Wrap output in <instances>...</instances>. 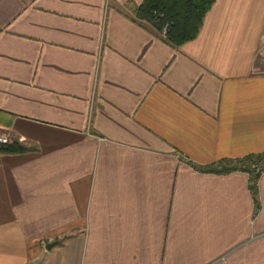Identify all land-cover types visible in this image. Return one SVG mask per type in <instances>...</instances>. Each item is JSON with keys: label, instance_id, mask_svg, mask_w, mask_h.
<instances>
[{"label": "crops", "instance_id": "crops-1", "mask_svg": "<svg viewBox=\"0 0 264 264\" xmlns=\"http://www.w3.org/2000/svg\"><path fill=\"white\" fill-rule=\"evenodd\" d=\"M141 3L0 0V264H264V170L210 171L264 151V0Z\"/></svg>", "mask_w": 264, "mask_h": 264}, {"label": "trees", "instance_id": "trees-1", "mask_svg": "<svg viewBox=\"0 0 264 264\" xmlns=\"http://www.w3.org/2000/svg\"><path fill=\"white\" fill-rule=\"evenodd\" d=\"M213 3L214 0H142L137 13L142 20L151 24L158 31L163 24L168 22L170 29L165 39L170 44L178 46L197 35L204 15ZM23 150L24 147L15 143L0 146L2 152ZM212 170L223 172L242 170L256 179L259 173L264 170V151L246 155L238 160H229L224 165L219 164L217 169H210V171Z\"/></svg>", "mask_w": 264, "mask_h": 264}, {"label": "built area", "instance_id": "built-area-1", "mask_svg": "<svg viewBox=\"0 0 264 264\" xmlns=\"http://www.w3.org/2000/svg\"><path fill=\"white\" fill-rule=\"evenodd\" d=\"M162 16V14H160ZM170 29V24L166 22L165 24L162 25L159 34L160 36L165 39L166 34L168 30ZM258 52L263 53L264 52V30L259 38V48ZM13 143V135L10 131H5V132H0V146H6L10 145ZM217 165V164H216ZM219 167V165L217 166Z\"/></svg>", "mask_w": 264, "mask_h": 264}, {"label": "water", "instance_id": "water-1", "mask_svg": "<svg viewBox=\"0 0 264 264\" xmlns=\"http://www.w3.org/2000/svg\"><path fill=\"white\" fill-rule=\"evenodd\" d=\"M57 243H58V241H52V242L47 244V248H50V247H52L53 245H55Z\"/></svg>", "mask_w": 264, "mask_h": 264}]
</instances>
